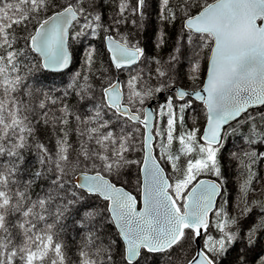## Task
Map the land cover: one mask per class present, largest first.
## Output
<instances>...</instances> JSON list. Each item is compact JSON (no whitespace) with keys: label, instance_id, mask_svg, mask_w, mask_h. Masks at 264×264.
<instances>
[{"label":"snow or ice","instance_id":"1","mask_svg":"<svg viewBox=\"0 0 264 264\" xmlns=\"http://www.w3.org/2000/svg\"><path fill=\"white\" fill-rule=\"evenodd\" d=\"M261 144L264 0H0V264H264Z\"/></svg>","mask_w":264,"mask_h":264},{"label":"trees","instance_id":"2","mask_svg":"<svg viewBox=\"0 0 264 264\" xmlns=\"http://www.w3.org/2000/svg\"><path fill=\"white\" fill-rule=\"evenodd\" d=\"M90 38H81L80 41L78 42H74L72 44V48L77 51L79 53V55L76 57L75 61H74V65H70L69 68L67 69V71L64 72V76L63 79L65 81H67L68 75L71 71L74 70L75 68L79 67L80 64V56L83 55V49L84 47L88 44ZM161 55H166L165 53H161ZM57 80L60 79V77H56ZM185 84L191 86V82L185 80ZM58 87H60L59 84H57ZM241 144V140L239 139V134H237V136H230L228 138V146L231 148L233 145H239ZM257 151H264V144H261L259 146L256 147ZM29 156H31V154H29ZM254 167L257 169L258 174L260 177L264 178V160H261L259 163L254 164ZM126 175L128 176L130 181H134L135 176L132 173H126ZM226 175L229 176V189H230V195H231V199L234 202L236 199V194H237V180L239 177V170L237 168L236 162H232L231 164H227L226 165ZM134 186V185H133ZM258 211V209H257Z\"/></svg>","mask_w":264,"mask_h":264},{"label":"water","instance_id":"3","mask_svg":"<svg viewBox=\"0 0 264 264\" xmlns=\"http://www.w3.org/2000/svg\"><path fill=\"white\" fill-rule=\"evenodd\" d=\"M163 94H158V100L162 97ZM155 100H150L148 103H147V106L151 109V108H154L153 105L155 104Z\"/></svg>","mask_w":264,"mask_h":264},{"label":"flooded vegetation","instance_id":"4","mask_svg":"<svg viewBox=\"0 0 264 264\" xmlns=\"http://www.w3.org/2000/svg\"><path fill=\"white\" fill-rule=\"evenodd\" d=\"M157 99V101H156V103L153 105V107L155 108L156 107V105H157V103L159 102V103H163L164 102V99H165V96L164 95H162V97L158 100V98H156ZM149 102V101H148ZM147 102V103H148Z\"/></svg>","mask_w":264,"mask_h":264},{"label":"bare ground","instance_id":"5","mask_svg":"<svg viewBox=\"0 0 264 264\" xmlns=\"http://www.w3.org/2000/svg\"><path fill=\"white\" fill-rule=\"evenodd\" d=\"M158 98V97H157ZM153 100H155V101H157V99H153ZM156 103V102H155Z\"/></svg>","mask_w":264,"mask_h":264}]
</instances>
